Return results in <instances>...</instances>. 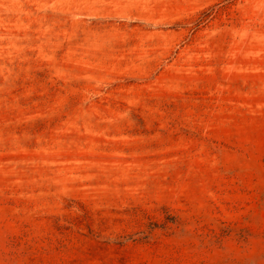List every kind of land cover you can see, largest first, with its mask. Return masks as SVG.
Returning a JSON list of instances; mask_svg holds the SVG:
<instances>
[{"label": "rangeland", "instance_id": "obj_1", "mask_svg": "<svg viewBox=\"0 0 264 264\" xmlns=\"http://www.w3.org/2000/svg\"><path fill=\"white\" fill-rule=\"evenodd\" d=\"M0 264H264V0H0Z\"/></svg>", "mask_w": 264, "mask_h": 264}]
</instances>
